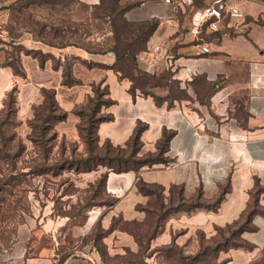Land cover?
I'll list each match as a JSON object with an SVG mask.
<instances>
[{"label": "crops", "instance_id": "0c3cea01", "mask_svg": "<svg viewBox=\"0 0 264 264\" xmlns=\"http://www.w3.org/2000/svg\"><path fill=\"white\" fill-rule=\"evenodd\" d=\"M79 1L89 6L98 4V0ZM226 1L241 7L245 20L224 24L217 32H206L202 39L201 34L195 39L190 33L193 10L187 15V8H191L188 0L142 1L126 13L129 21L154 20L158 24L147 49L137 57L138 66L155 77L168 75L169 80L163 82H175L183 95L171 97L167 85L152 87L149 90L161 99L159 104L151 95L129 92L131 82L119 79L108 68L115 60L111 53L88 54L76 47L57 49L23 34L19 44L27 50L51 54L62 61L74 56L97 64L88 67L80 61L74 63L72 76L81 84L67 88L61 86L62 69L54 70L50 60L40 67L31 55H21L26 73L21 79L11 68L2 66L5 53L0 50V107L6 93L18 87L17 113L21 120L30 119L32 107L41 104L39 89H54L58 106L67 112L66 120L56 129L75 131L78 118L74 108L90 95L92 85L102 83L108 91L107 99L113 103L102 109L110 119L97 126L101 141L123 147L136 127L144 126L141 156L157 152L164 131L174 132L163 156L167 164L143 166L137 172H108L104 192L114 201L93 211L92 222L90 217L82 227L71 230L77 240L66 231L64 217H48L52 213L48 204L44 215L30 223L22 238L0 243V264H53L54 260L58 264H133L124 263L123 258L128 253L140 257L141 245L130 232L111 227L115 219L139 225L146 221L154 196L140 192L138 180L159 187L157 204L169 209L147 244L148 253L176 246L191 255L202 251L203 241L207 243L224 231L226 237L232 232L228 243L238 244L221 252L225 264H257L263 259L264 216L255 214L245 221V215L252 209L264 212V192L255 203L252 199L256 184L264 188V2ZM203 45L209 53L201 51ZM204 82L211 89L202 102L199 91ZM78 177L87 186L97 181L99 173H79ZM222 190L225 192L214 209H173L177 197L182 205L196 199L211 203ZM99 211L102 235L97 236L92 224ZM242 224L245 228L237 231ZM152 260L155 255L143 257L144 264Z\"/></svg>", "mask_w": 264, "mask_h": 264}, {"label": "rangeland", "instance_id": "374dc122", "mask_svg": "<svg viewBox=\"0 0 264 264\" xmlns=\"http://www.w3.org/2000/svg\"><path fill=\"white\" fill-rule=\"evenodd\" d=\"M142 1L153 0H120V4L140 3ZM211 1L200 0L196 6H206ZM258 1L264 2V0ZM12 2L14 0H0V43H8L7 36L14 37L23 31L34 33L36 26H28L33 22L47 25L46 32L49 31V28L60 30V34L55 36L54 41L60 45L65 42L78 41L80 44L91 47L92 44L102 42L104 37L108 35V25L100 20L91 19L90 15L97 11H92L84 3H65L60 0H22L14 6ZM27 3L30 5L23 9L21 14L14 11L21 4L27 5ZM188 5L190 6V4ZM194 9L195 7L187 8V15L190 14L189 10ZM75 31L77 32L76 36L74 35ZM82 32H88L90 35L85 37L81 34ZM79 35H81L80 40ZM5 43L0 44V48L4 52H13L12 48L10 49ZM51 62L57 65L58 60L52 59ZM16 88L19 91L18 87ZM200 89L199 93L203 95L201 101L204 102L203 99L210 93V90L203 84ZM21 90H23L22 95L24 96L26 94L25 87ZM40 90L39 94L42 95ZM103 92V85H94L90 89V95L74 108L73 113L78 118L75 131L72 128L71 131L60 132L56 129L59 123L54 126V123L51 122L49 130L42 136L41 140L38 139L40 138L38 133L32 134L28 125L29 120H34V109L39 111L38 106L40 104L32 107V117L27 120H21L18 113H16V117L15 115L7 117L4 113H0V126L2 121L10 120L9 123L1 126L0 243L6 244L15 238H22L30 223L44 215L45 207L48 204L52 206V213L48 217L53 219H57L59 216L64 217L66 231L69 232L73 240H77L78 237L71 235V230L82 227L93 216L90 215L93 211L113 203L114 198L106 195L104 186L99 183L101 176L107 171L105 167L98 168L99 177L97 181L95 180L93 184H87V186H84L85 182H80L78 174L72 171L63 173L60 171L63 174L62 177H52L54 176L53 169L57 171L59 165L68 169L89 157H103L106 155V151L107 156H117L118 153L108 148L109 145L104 144V141L100 139L97 141L94 135L90 137L87 134L89 121H96L104 115L102 109L107 97ZM32 137L33 140L42 141L44 146H33ZM11 139L12 141H9ZM39 141L38 143H40ZM145 156L153 157L148 153L141 156L139 154L134 159ZM38 164H41L42 169L46 171L44 174L34 173ZM147 193L154 197L148 205L147 218L143 224L125 225L119 219H115L113 222L115 227L134 231L141 241L142 250L140 254L142 255L137 258V256L128 253L123 258L124 263L144 264L143 257L153 258L155 255V260L150 261L151 264H225L220 257L221 252L238 245L232 244V242L228 243L227 239L232 235L231 231H229L231 232L229 237L224 235V231H220L219 236L214 239L208 240L207 243L203 241L202 251L199 250L191 255L185 254L176 246H166L148 253L147 244L158 231V226L161 220L166 217L169 209L163 210L162 206L157 204L160 199L159 189L152 190L150 188ZM177 198L176 206L173 209H187ZM196 201L199 200L196 199L193 203ZM214 201L211 203L199 201L198 203L212 204ZM99 215L100 211L92 224V231L97 236L102 235V231L99 229ZM94 217H91V222ZM237 231H239L238 228ZM257 264H264V257Z\"/></svg>", "mask_w": 264, "mask_h": 264}, {"label": "trees", "instance_id": "16d2710c", "mask_svg": "<svg viewBox=\"0 0 264 264\" xmlns=\"http://www.w3.org/2000/svg\"><path fill=\"white\" fill-rule=\"evenodd\" d=\"M49 1V0H48ZM61 2L65 3H73L78 2L82 3L79 0H60ZM200 0H193L190 4V7L202 8L204 6L200 5L201 7H197L196 4H199ZM22 2V0H14L12 4L16 6L18 3ZM26 4V3H24ZM21 4L18 8H15L14 11H16L17 14H21L23 9H26L30 3H27V5ZM140 3H132V4H125L121 5L120 0H98V4L95 5H86L89 8L92 9V11H97L96 13H92L91 19L100 20L103 23L108 25V35L104 37L102 42H97L95 44H92L91 47H87L83 44H80L77 42H65L64 44H56L55 36L59 33L60 30H54L52 28H49V31L46 32L47 25L45 24H39L38 22H33L32 24H29L28 26L31 27L32 25H35V32L36 35L33 32H27L23 31L22 33H19L17 36H7L8 37V43H5L10 49L12 48L13 52H4L5 53V59L2 64V66L11 68L13 74L21 79L26 78L25 70L21 64V55H31L33 58L38 60L39 66L42 67L43 63L47 60L56 59L51 54L42 53L41 51H34V50H27L24 46L19 44V39L22 37L23 34H29L35 41H39L41 43H44L50 47L57 48V49H65L66 47H76L79 49L84 50L88 54H107L111 53L114 55L115 60L112 65H110L108 68L113 70L114 73L118 76L119 79H127L131 82L129 92L134 95L136 91H139L143 95H151L156 103H160L161 99L158 97H155L152 95L149 89L155 86H163L167 85L163 81H168L169 76L166 74H163L160 77H155L145 71H142L138 66V60L137 57L140 53L144 52L147 47L150 40V37L157 29V22L154 20H143V21H129L126 19V13H128L130 10L136 8ZM194 9V10H195ZM193 10V11H194ZM32 22V21H30ZM64 33V31H62ZM206 30L204 29L200 35V39H202V36L206 34ZM82 35L89 36L90 33L88 32H82ZM45 35V36H43ZM48 35V36H46ZM51 35V36H49ZM74 35H77V32L75 31ZM51 37V39H49ZM81 39V35H79V40ZM0 43V44H4ZM0 50H2L0 48ZM10 51V50H9ZM12 53V54H11ZM58 63L57 65L52 64V68L54 70H57L59 68L62 69V81L61 86L63 87H73L76 85H80L81 82L74 79L72 76V66L74 63L80 61L81 63L87 65L88 67L96 66L97 64L92 63H86L85 61L80 60L77 57L74 56H68L65 57L63 62L59 58L57 59ZM103 67V66H100ZM99 85H103L100 83ZM208 90H210V86L207 85L205 82L203 83ZM94 85L91 86V88ZM170 90V96L171 97H183L182 93L178 91L177 85L175 82H171L169 85H167ZM104 87V95H108V91L106 86ZM41 96L43 98L41 104L38 106L39 111L37 109H34V120H29L28 125L32 130L33 133H38L39 140L42 139V136L49 130L50 123L53 122L54 126L55 124H58L60 122L65 121L67 117V112L62 110L56 100H55V90L54 89H46L41 88L40 90ZM18 93V90L16 86H14L9 92L6 93L5 98L3 100L2 107L0 108V113H4L7 117L10 115H15L17 113V100L16 95ZM113 102L110 99H107L103 106H109ZM169 105H171V101L169 102ZM109 116L103 115L102 117L98 118L96 121H89V129L87 130V134L92 137V135L95 136V139L99 141V138L97 136V126L99 123L109 120ZM10 120L2 121L1 126L5 125L7 122L9 123ZM12 125V124H11ZM0 126V139L2 135V128ZM144 130V126L138 125L136 129L133 132L132 137L130 140L126 143L125 146H113L109 143V141H104V144H108L110 149L116 151L118 154L115 157L107 156L103 157H89L83 162H79V164L73 165V167H69L68 169L65 168L63 165L57 166V171L53 169L54 172L53 175H59L61 172H74L75 174L79 173H87L92 171H98L99 167H105L106 172L101 176L99 183H101L102 186L105 185L106 176L108 172H116V173H122V172H128V171H134L137 172L141 167L143 166H152L154 164H167L168 161L163 157L168 149V143L170 139L174 136V132H163L162 137L160 141L157 144V152L153 155V157L145 156L143 158L134 159L135 156L139 155L140 148H141V142H140V136ZM14 136V134H13ZM39 140H33V137L31 138V143L33 146L42 147L44 144H42V141ZM9 141H12L9 140ZM38 141L40 143H38ZM48 141V140H45ZM123 154V155H122ZM35 168L37 170L34 171L35 174H44L46 171L42 169V165L38 164ZM41 167V168H40ZM33 168V166H32ZM61 171V172H60ZM137 187L140 192L143 194H148L147 190L150 191V188L153 189H159V187L156 186H148L144 184L141 180H138ZM146 190V191H145ZM223 192L225 190H222L218 198L212 203V204H202L198 203L199 201H196L195 203L191 202L189 204H184V206L187 207V211H194L195 209H214L217 207V205L220 203ZM264 192V188H260L256 184V188L254 192L252 193V199L255 203L257 196ZM158 197V195H157ZM112 205V204H111ZM109 205V206H111ZM255 214H261L264 216V212H260L258 210L252 209L245 215V221L249 220L253 215ZM121 221V220H120ZM245 223V222H244ZM125 225H134L133 223H124ZM115 225L112 223V227L114 228ZM245 228L244 224L239 228V230H243ZM124 230L130 232L136 241L140 244L141 241L138 237V235L132 231L125 229ZM152 238V237H151ZM150 238V239H151Z\"/></svg>", "mask_w": 264, "mask_h": 264}, {"label": "built area", "instance_id": "2783aa9c", "mask_svg": "<svg viewBox=\"0 0 264 264\" xmlns=\"http://www.w3.org/2000/svg\"><path fill=\"white\" fill-rule=\"evenodd\" d=\"M171 0H165L169 3ZM192 0H188L191 4ZM246 18L245 11L236 5L229 4L226 0H212L208 5L195 9L190 17V33L195 39L205 29L207 32H217L224 24L230 25L231 22H243ZM203 53H209L206 45L201 46ZM116 195V194H114ZM93 213V212H92ZM53 264H58L54 260ZM92 264H103L93 261Z\"/></svg>", "mask_w": 264, "mask_h": 264}]
</instances>
